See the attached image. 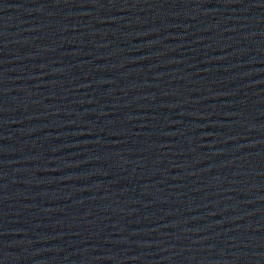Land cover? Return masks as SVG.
I'll use <instances>...</instances> for the list:
<instances>
[{
  "label": "water",
  "instance_id": "95a60500",
  "mask_svg": "<svg viewBox=\"0 0 264 264\" xmlns=\"http://www.w3.org/2000/svg\"><path fill=\"white\" fill-rule=\"evenodd\" d=\"M0 264H264V0H0Z\"/></svg>",
  "mask_w": 264,
  "mask_h": 264
}]
</instances>
